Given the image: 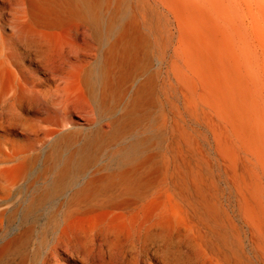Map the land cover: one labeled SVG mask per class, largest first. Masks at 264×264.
Wrapping results in <instances>:
<instances>
[{
    "label": "bare ground",
    "instance_id": "1",
    "mask_svg": "<svg viewBox=\"0 0 264 264\" xmlns=\"http://www.w3.org/2000/svg\"><path fill=\"white\" fill-rule=\"evenodd\" d=\"M197 4L0 0V216L11 189L25 195L22 207L14 205L8 212L19 214L24 228L0 245V261L21 253L36 222L34 213L69 192L54 211L44 214L46 222L58 220L60 225L43 264H179L181 255L195 250L196 240L225 264H242L227 253L228 232L239 240L237 225L229 223L207 188L198 184V174H174L171 180L180 202L175 200L167 210L164 191L153 190L160 178L151 156L144 153L149 139H129L132 125L161 83L156 82L158 71H147L152 49L162 57L166 31L176 36L171 56L184 57L183 64L197 76L180 78L186 86L185 107L194 118L200 104L203 119L213 109L232 121L241 129L235 131L239 144L264 164V122L251 117L244 83L236 88L237 106L229 107L218 74L224 59L215 34L202 43L194 30L201 26L209 31L211 23L196 20L201 10H195ZM161 19L169 27H160ZM196 54L201 59L199 75L194 72ZM217 146L226 165L234 166L222 137ZM244 212L254 227L263 226L251 207Z\"/></svg>",
    "mask_w": 264,
    "mask_h": 264
},
{
    "label": "rangeland",
    "instance_id": "2",
    "mask_svg": "<svg viewBox=\"0 0 264 264\" xmlns=\"http://www.w3.org/2000/svg\"><path fill=\"white\" fill-rule=\"evenodd\" d=\"M204 1L193 0L194 6L199 2L202 5L197 4L195 7V10L201 9L195 14V18L200 22H203L204 18L210 19L209 31L201 26L194 27V30L197 34L199 32L202 43L208 42L210 36L215 34L218 52L224 59V62L218 65V74L224 83L227 92L225 98L228 99L229 107L237 106L234 98L236 91L238 95L236 88L244 83L249 89L247 106L252 111L251 117L264 122V0H207L206 3ZM206 4H209V8H204L208 6ZM209 9L211 11H207ZM161 20L158 21L160 27L163 29L169 27ZM144 30L149 29L146 27ZM163 35L162 57L155 52V48L152 49L147 71L148 74L159 72L156 82H161L158 84L161 87L158 85L155 87L151 101L132 125L129 139H149L144 153L151 156L152 167L157 170V177L160 178L153 190L162 189L164 191L162 199L167 210L175 200L180 202L174 194L171 180L174 179V174L176 172L197 173L198 184L207 188L208 194L216 203L219 211L227 217L229 223L237 225L239 240L235 238L234 232H228L227 253L230 258H239L242 264H264V222L262 227L256 228L246 212L243 213L245 207H251L264 221V175L262 173L264 164L255 161V158L246 153V150L239 144L235 131L241 132V129H236L232 121H228L213 109L212 112L208 111V119H203L200 104L196 105V117L194 118L189 112L190 109L185 107L186 86L180 78L182 79L183 75H189L197 79V76L191 74L184 65V57L171 56L173 54L171 49L176 42L175 34L168 36L165 31ZM153 37L154 34L150 32L151 43L154 41ZM158 57L162 58L160 62H156ZM195 61L197 68L194 72L199 75L201 59L197 54ZM184 72L188 74H183ZM160 88L163 89L160 90ZM181 137H185L187 141L182 140ZM220 137L225 141L230 159L235 162L234 166L228 162L226 165L219 153L217 140ZM120 144H122L121 141L114 149H117ZM101 162L97 160V166H100ZM68 193L66 192L65 196ZM241 193L244 195L243 200L240 199ZM24 196V193L16 189H11L9 192V204L7 203V207H4L6 211L3 217L0 216V220L3 219V222H0L2 223L0 245L19 235L24 228L18 222L17 215L19 214L13 217L8 213L14 205L22 207L20 202ZM65 196L62 195L55 201L44 204L35 212L36 215L34 213L36 222L32 224L33 229L21 247V253H12L1 259L0 264H5V261L19 260L21 264H43L60 225L58 220L46 222L44 214L54 211L57 203L63 201ZM239 206L244 207L243 210H239ZM58 209L61 210L59 207ZM196 241L195 250L187 256L181 255L179 264H225L218 254L209 249L208 245ZM185 251L186 249L182 247V252ZM140 261H134L132 264H142Z\"/></svg>",
    "mask_w": 264,
    "mask_h": 264
}]
</instances>
